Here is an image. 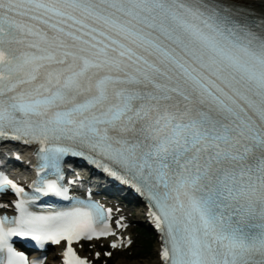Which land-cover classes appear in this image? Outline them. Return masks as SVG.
Wrapping results in <instances>:
<instances>
[{
    "label": "snow or ice",
    "instance_id": "6c2138e0",
    "mask_svg": "<svg viewBox=\"0 0 264 264\" xmlns=\"http://www.w3.org/2000/svg\"><path fill=\"white\" fill-rule=\"evenodd\" d=\"M8 133L68 145L49 160L90 153L146 195L163 264H264V17L234 0H0ZM56 176L45 194L66 191ZM18 208L0 217V264H28L15 236L88 264L73 243L111 234L99 205Z\"/></svg>",
    "mask_w": 264,
    "mask_h": 264
},
{
    "label": "rangeland",
    "instance_id": "374dc122",
    "mask_svg": "<svg viewBox=\"0 0 264 264\" xmlns=\"http://www.w3.org/2000/svg\"><path fill=\"white\" fill-rule=\"evenodd\" d=\"M142 235L139 239H137V242L133 245V250L132 253H127V252H121L118 255H116L113 259V264H119L117 263L119 260L125 259L128 260L130 262H133V260L137 259L140 261H152L154 262L157 258V239H154V237L149 236L148 238L151 241V246L149 248L144 249H140V246L137 245V243L139 242H144L143 240H141ZM147 238V236H146ZM145 251V252H144Z\"/></svg>",
    "mask_w": 264,
    "mask_h": 264
},
{
    "label": "bare ground",
    "instance_id": "6f19581e",
    "mask_svg": "<svg viewBox=\"0 0 264 264\" xmlns=\"http://www.w3.org/2000/svg\"><path fill=\"white\" fill-rule=\"evenodd\" d=\"M259 2H260L259 3L260 5L264 6V0H259ZM117 263H119V264H161V261H159L158 258H156V260L154 262H152V261L150 262V261H146V260L140 261L137 259L133 260V262H130L128 260L122 259V260H119ZM47 264H58L57 258L56 257L54 258L52 255L49 254L48 259H47Z\"/></svg>",
    "mask_w": 264,
    "mask_h": 264
},
{
    "label": "trees",
    "instance_id": "16d2710c",
    "mask_svg": "<svg viewBox=\"0 0 264 264\" xmlns=\"http://www.w3.org/2000/svg\"><path fill=\"white\" fill-rule=\"evenodd\" d=\"M147 247H150V243L148 242Z\"/></svg>",
    "mask_w": 264,
    "mask_h": 264
}]
</instances>
